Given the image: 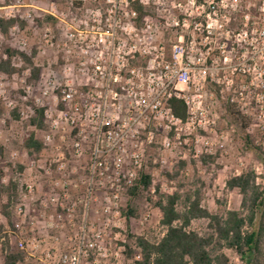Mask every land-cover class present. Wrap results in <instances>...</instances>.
<instances>
[{"label":"rangeland","instance_id":"rangeland-1","mask_svg":"<svg viewBox=\"0 0 264 264\" xmlns=\"http://www.w3.org/2000/svg\"><path fill=\"white\" fill-rule=\"evenodd\" d=\"M16 4L19 6H12ZM52 7L65 22L46 12ZM109 7L108 0H0V18L8 15L3 19H15L6 35L0 31V61L7 58L6 47L26 54L34 51L33 67L39 68L36 77L33 76L31 67L15 55L10 61L14 72L0 71V144L3 146L0 182L8 187L0 193V263L5 239H8L10 248L16 250L18 237L13 233V210L22 199L31 218L25 220L21 238L35 255L42 256L50 249L58 256L67 247L66 239L76 233L77 221L75 226L59 230L40 228L46 224L47 218L41 216L39 198L47 190L48 183L45 177L35 169H28L27 165L32 158L46 161L52 143L59 145L72 161L69 168L85 167L93 144L92 136L89 135L83 143V154L78 158L73 156V145L78 139L76 118L71 123L69 118L61 116L57 128L50 127L51 119L44 116L42 128L28 121L38 108L47 109L55 118L64 109L60 90L66 84L73 83L77 94L85 91V80L78 74L80 42L77 32L72 39L67 35L79 29L83 20L88 21L90 28L92 15L104 16ZM120 7L141 9V14L136 10V19L125 20L122 25L134 24L139 32L147 34L143 28V19H147L154 30L153 38L147 39V47L153 53L146 57L130 56L128 63L131 67L142 65L159 50L169 58L173 45L182 35L185 61L196 67H208V73L205 81L196 73L188 88V93L200 100L204 111L200 123L196 121L189 129L181 127L179 138L173 130L165 128L164 119H147L142 123L137 141L143 142L144 166L135 181L142 173H148L150 185L139 186L135 194H129L135 181L131 187L123 188L122 184L114 199L119 215L108 214L110 222L105 229L102 228L104 216L99 213L105 239L102 251L106 253V257L98 256L99 264H133L138 253L134 237L141 235L151 240L161 237L164 228L159 223L161 213L156 202L162 194L198 189L201 205L210 212L222 213L224 209L240 208L242 196L239 190L226 187L230 176L253 169L257 182L264 186V54H255L250 38L253 27L260 29L264 25V0H132L127 7L122 4ZM173 19L178 20V25ZM243 31L247 32L246 37ZM117 35L126 42L129 40L120 29ZM37 98L39 102H36ZM29 107H34L35 112L31 113ZM237 110L246 117L243 121L246 127L233 114ZM150 131L152 142L147 144ZM31 133L43 143V148L32 154L24 147V141ZM47 133L51 134L50 143L44 140ZM166 138L172 142L170 147L163 145ZM14 151L17 153L15 158L12 157ZM17 172H22L23 176H17ZM25 183L35 185L33 193L26 196ZM73 191L70 190L72 194ZM99 197L100 206L102 193ZM182 207L180 203L178 208ZM129 208H132L130 214ZM207 222V219L193 220L191 228L203 231ZM109 239L110 244L107 243ZM122 239L124 246H121ZM131 249L135 250L133 254L129 253ZM224 252L230 264L241 263L232 250L224 249Z\"/></svg>","mask_w":264,"mask_h":264},{"label":"built area","instance_id":"built-area-1","mask_svg":"<svg viewBox=\"0 0 264 264\" xmlns=\"http://www.w3.org/2000/svg\"><path fill=\"white\" fill-rule=\"evenodd\" d=\"M131 1L108 0L110 7L106 10V15L93 14L90 28L88 21L83 20L79 29L76 28L67 35L72 39L75 31L77 32L80 42L78 74L85 80L83 84L86 89L77 94L73 83L66 84L60 90L64 109L55 118L48 114L47 109L43 111V116L51 119L50 127L54 128H57L61 116L69 118L71 123L76 118L78 139L73 145V156H82V145L91 135L93 144L89 158L85 167L69 168V162L72 161L59 145L50 143L51 134L47 133L44 140L52 145L50 157L44 162L32 158L27 167L38 171L48 183L47 190L39 198L41 216L47 218L46 224H42L40 228L59 230L65 226H75L77 221L76 233L66 239L67 247L58 256L50 249L42 256L35 255L33 250L27 249L21 238L24 222L31 218L22 199L13 210V233L18 237L15 248L24 253L23 260L17 264H99L98 256L106 257V253L102 251V245L105 244L102 231L109 226L108 214L119 215L120 212L114 200L118 196L116 191L122 184L123 188L131 187L144 166L143 142L137 141L142 123L147 119H164L165 128L173 130L176 138H179L181 127L189 129L194 127L196 121L200 123L204 119L200 100L192 97L188 88L194 82L196 73L199 79L206 80L208 67H196L185 61L186 49L182 35L179 36L178 43L173 45L169 58L159 50L142 65H129L130 56L146 57L153 53L147 47V39L153 38L154 31L147 19H143V28L147 34L139 32L134 24L122 25L125 20L136 19V10L120 7L121 4L127 7ZM54 9L52 7L46 12L65 22ZM7 16L3 18H8ZM173 23L178 25V20L173 19ZM263 26L260 29L253 27L251 31V43L256 55L264 54ZM118 29L126 34L129 39L127 42L117 35ZM255 29L257 33L253 38ZM243 33L246 37L247 32ZM173 96L186 104L184 119L171 112L168 99ZM39 100L37 98L36 102ZM29 109L31 113L35 112L34 107ZM148 134L147 144L152 142L153 137L152 131ZM171 143L166 138L163 145L170 147ZM16 154L15 151L12 152V157L15 158ZM16 174L23 176L22 172ZM73 180L76 182L72 183ZM24 187V196L35 190L34 183H25ZM71 189L74 190L73 194ZM99 193H102L103 200L100 206ZM99 213L104 216L103 229L100 228ZM121 242V246H124V239ZM107 243L110 244L111 239ZM139 258L140 254L137 253L135 259Z\"/></svg>","mask_w":264,"mask_h":264},{"label":"trees","instance_id":"trees-1","mask_svg":"<svg viewBox=\"0 0 264 264\" xmlns=\"http://www.w3.org/2000/svg\"><path fill=\"white\" fill-rule=\"evenodd\" d=\"M136 10L140 13L141 9L137 7ZM14 23L13 18H0V31L6 35ZM5 52L7 58L0 61L1 72H14L15 68L11 66L10 61L13 56L19 55L23 62L31 67L33 76L36 77L39 68L33 67L34 51L26 54L6 47ZM168 104L175 116L181 119L186 117L187 108L182 99L173 96L168 99ZM43 111V108L36 109L35 115L28 123L38 128L44 127ZM233 114L242 122L246 119L238 110L233 111ZM246 126L243 122V127ZM24 147L32 154L39 152L43 143L31 133L25 139ZM257 148L262 149L261 146ZM2 152L3 146L0 144V154ZM262 152L264 165V151ZM166 174L172 177L169 173ZM150 179V174L142 173L130 188L129 194H135L139 186L148 187ZM226 187L228 190H239L242 196L239 209H224L222 213L210 212L201 205L198 189L185 193L175 190L170 194L160 195L156 207L161 213L159 223L164 232L155 240L141 235L134 237V246L140 258L133 259V264H230L224 249L232 250L240 259L239 264H264V186L257 182L255 170L245 169L230 176L226 180ZM7 189L8 187L0 182V193ZM180 203L183 205L182 209L178 208ZM129 209L128 214L132 213V208ZM196 219H207L205 230L191 228L192 221ZM3 250V260L0 264H17L23 260L24 253L12 250L8 239L3 242ZM134 251L131 249L129 253L133 254Z\"/></svg>","mask_w":264,"mask_h":264}]
</instances>
